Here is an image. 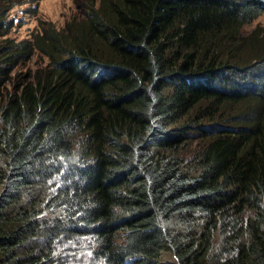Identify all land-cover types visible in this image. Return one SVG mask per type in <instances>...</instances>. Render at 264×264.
Listing matches in <instances>:
<instances>
[{
	"label": "trees",
	"instance_id": "1",
	"mask_svg": "<svg viewBox=\"0 0 264 264\" xmlns=\"http://www.w3.org/2000/svg\"><path fill=\"white\" fill-rule=\"evenodd\" d=\"M262 14L90 0L17 41L0 11V264H264Z\"/></svg>",
	"mask_w": 264,
	"mask_h": 264
},
{
	"label": "rangeland",
	"instance_id": "2",
	"mask_svg": "<svg viewBox=\"0 0 264 264\" xmlns=\"http://www.w3.org/2000/svg\"><path fill=\"white\" fill-rule=\"evenodd\" d=\"M90 0H0V11L6 12L9 20L21 23L20 27L13 29L9 37L14 40L31 38L36 28L44 23H52L57 28L64 27L67 22L78 12L84 9ZM257 25L264 27V14H262L252 25L248 26L249 31ZM44 59L36 55L23 64L16 65L12 77L15 80L23 78L35 70ZM29 72V73H28ZM28 73V74H27ZM164 261H173L171 254L164 255ZM131 264V262L129 263Z\"/></svg>",
	"mask_w": 264,
	"mask_h": 264
},
{
	"label": "bare ground",
	"instance_id": "3",
	"mask_svg": "<svg viewBox=\"0 0 264 264\" xmlns=\"http://www.w3.org/2000/svg\"><path fill=\"white\" fill-rule=\"evenodd\" d=\"M47 65H48V64H47ZM28 73H29V72H28ZM28 73H27V74H28ZM28 75H30V74H28Z\"/></svg>",
	"mask_w": 264,
	"mask_h": 264
},
{
	"label": "clouds",
	"instance_id": "4",
	"mask_svg": "<svg viewBox=\"0 0 264 264\" xmlns=\"http://www.w3.org/2000/svg\"><path fill=\"white\" fill-rule=\"evenodd\" d=\"M19 21V19H17V22Z\"/></svg>",
	"mask_w": 264,
	"mask_h": 264
}]
</instances>
